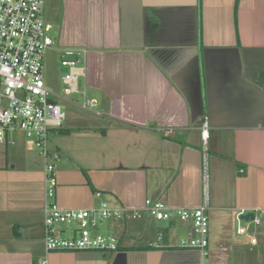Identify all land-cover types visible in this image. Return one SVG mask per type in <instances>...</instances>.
Masks as SVG:
<instances>
[{
	"label": "crops",
	"instance_id": "0c3cea01",
	"mask_svg": "<svg viewBox=\"0 0 264 264\" xmlns=\"http://www.w3.org/2000/svg\"><path fill=\"white\" fill-rule=\"evenodd\" d=\"M50 3L46 20L60 51H76L82 83L95 96L87 101L107 119L94 129L66 115L47 141L54 162L35 147L25 154L8 135L12 143L4 145H14V155L0 162V264H199L197 251L179 248L190 223L148 215L109 221L116 252H46L45 170L52 162L59 208L91 209L100 200L136 208L146 199L204 205L209 264H264V0ZM241 212L261 214V224L243 221L238 235ZM160 235L165 247L151 248Z\"/></svg>",
	"mask_w": 264,
	"mask_h": 264
},
{
	"label": "built area",
	"instance_id": "2783aa9c",
	"mask_svg": "<svg viewBox=\"0 0 264 264\" xmlns=\"http://www.w3.org/2000/svg\"><path fill=\"white\" fill-rule=\"evenodd\" d=\"M44 0H0V144L12 143L8 135L22 133L40 155L52 161L58 154L47 150V141L51 134L60 129L66 113L50 92L44 81V52L53 40L45 32L42 17ZM80 59L73 49L62 50L60 65L68 72L62 78L64 95L78 93L79 80L85 77L84 67H79ZM83 95L85 93L83 92ZM93 104L84 101L83 109ZM209 137V125L204 117L201 124V138L206 143ZM47 163L45 170V205L43 208L44 248L46 252L97 250L116 252L118 241L114 236L93 235L99 221H135L148 215L156 221L178 220L190 223L191 232L180 242L179 248L195 250L199 254V264H208L209 257V218L206 206L196 208H171L162 200L146 199L136 208H111L100 200L102 193L95 192L99 199L98 207L85 210H67L53 203L56 181L54 164ZM242 172V170H241ZM241 212L237 215L238 235L242 227ZM249 219L255 226L261 224V214L253 212ZM78 225L72 232L75 237L62 238L56 234V224ZM254 242V240H251ZM151 248L162 249V236L150 244ZM39 264H47L45 259Z\"/></svg>",
	"mask_w": 264,
	"mask_h": 264
},
{
	"label": "rangeland",
	"instance_id": "374dc122",
	"mask_svg": "<svg viewBox=\"0 0 264 264\" xmlns=\"http://www.w3.org/2000/svg\"><path fill=\"white\" fill-rule=\"evenodd\" d=\"M50 7H51L50 0H44L42 15L45 21V32L53 40V45H51L44 52V60H43L44 81L48 90L53 94L57 95L58 98L52 96L50 97L52 99H55L57 103L61 106L62 110L66 113L68 120H74L77 123H80V120L88 121L89 123H91L92 127H95L94 129H100L104 125V122L106 121L107 117L104 114H102L100 107L97 105L95 107H93L94 105L93 106L88 105L86 109H83L84 101L93 100L94 99L93 97L95 96L92 95L86 87H84L82 83L83 81L82 78H80V82H79L80 86H78V91H79L78 93H74L69 96L64 95L63 93L64 85L62 83V78L68 72V69L63 68L60 65V58L62 51H60L58 45L57 30L55 29V25L51 24L50 22H47L46 20ZM46 25L47 26L49 25L48 26L49 28ZM81 65L82 64L80 63L79 67H83ZM83 92L85 93V95H83ZM97 113L102 115H97ZM13 134L14 135H12V138L15 140L16 143L18 142L23 146L22 150H24L25 154L27 155L34 154L36 150L33 144L28 139H26L22 133L16 132ZM13 149H14V145L11 146V145L0 144V162L3 161L5 157L10 158L13 154ZM158 222L161 223L163 221H158ZM77 227L78 225L76 223H73L72 225L69 226L64 224H56L54 226V229L55 231H57L59 234L62 235V236L60 235L62 238H68L70 237V234H73L72 231ZM112 228L113 225L110 224L109 221L101 220L99 221L97 228L95 230H92L91 232L93 235L100 234L103 236H108L113 234ZM187 237L188 236H184L183 239H186Z\"/></svg>",
	"mask_w": 264,
	"mask_h": 264
},
{
	"label": "water",
	"instance_id": "95a60500",
	"mask_svg": "<svg viewBox=\"0 0 264 264\" xmlns=\"http://www.w3.org/2000/svg\"><path fill=\"white\" fill-rule=\"evenodd\" d=\"M204 119V118H203ZM203 121V120H202ZM253 214L252 213H246L241 216V219L244 221H249V219H253Z\"/></svg>",
	"mask_w": 264,
	"mask_h": 264
},
{
	"label": "trees",
	"instance_id": "16d2710c",
	"mask_svg": "<svg viewBox=\"0 0 264 264\" xmlns=\"http://www.w3.org/2000/svg\"><path fill=\"white\" fill-rule=\"evenodd\" d=\"M58 130H60V129H58ZM58 130H56V131H54V132H57ZM59 133H62V132H59ZM63 134V133H62Z\"/></svg>",
	"mask_w": 264,
	"mask_h": 264
}]
</instances>
